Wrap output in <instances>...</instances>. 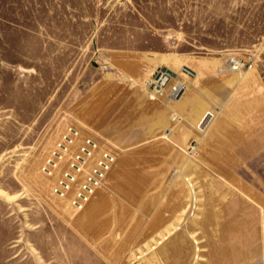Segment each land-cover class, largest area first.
I'll return each instance as SVG.
<instances>
[{
	"label": "rangeland",
	"instance_id": "374dc122",
	"mask_svg": "<svg viewBox=\"0 0 264 264\" xmlns=\"http://www.w3.org/2000/svg\"><path fill=\"white\" fill-rule=\"evenodd\" d=\"M69 123L118 155L83 211L41 170ZM0 264H264V0H0Z\"/></svg>",
	"mask_w": 264,
	"mask_h": 264
},
{
	"label": "built area",
	"instance_id": "2783aa9c",
	"mask_svg": "<svg viewBox=\"0 0 264 264\" xmlns=\"http://www.w3.org/2000/svg\"><path fill=\"white\" fill-rule=\"evenodd\" d=\"M228 64L234 69L245 66L235 57ZM190 75L187 68L178 72L158 65L150 71L145 89L152 99L177 100L186 94ZM117 162V153L100 136L69 123L46 155L41 170L50 179L53 195L70 208L83 211L107 186Z\"/></svg>",
	"mask_w": 264,
	"mask_h": 264
},
{
	"label": "bare ground",
	"instance_id": "6f19581e",
	"mask_svg": "<svg viewBox=\"0 0 264 264\" xmlns=\"http://www.w3.org/2000/svg\"><path fill=\"white\" fill-rule=\"evenodd\" d=\"M159 65H162V64H159ZM156 66H158V65H156ZM156 66H155V67H156ZM169 67H170V66H169ZM229 67L232 68V69H234L232 66H229ZM171 68H172V67H171ZM235 69H236V68H235ZM239 70H240V69H239ZM178 72H181V71H178ZM192 72L194 73V75L197 76V73H196L194 70H192ZM189 88H190V84H189ZM189 88H188L186 94L188 93ZM186 94H185L182 98L177 99V100H176V99L166 100L164 97H161L160 100H165V101H167L168 103H176V102L182 100V99L186 96ZM202 123H203V124H206V120L204 119V121H203ZM198 129H199V132H200V130H203V128L201 127V123L199 124ZM87 207H88V206H87Z\"/></svg>",
	"mask_w": 264,
	"mask_h": 264
},
{
	"label": "crops",
	"instance_id": "0c3cea01",
	"mask_svg": "<svg viewBox=\"0 0 264 264\" xmlns=\"http://www.w3.org/2000/svg\"><path fill=\"white\" fill-rule=\"evenodd\" d=\"M198 129V128H197ZM199 131V130H198Z\"/></svg>",
	"mask_w": 264,
	"mask_h": 264
}]
</instances>
